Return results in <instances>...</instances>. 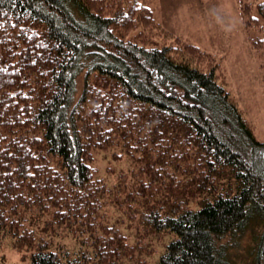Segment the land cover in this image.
I'll return each mask as SVG.
<instances>
[{"label":"trees","instance_id":"1","mask_svg":"<svg viewBox=\"0 0 264 264\" xmlns=\"http://www.w3.org/2000/svg\"><path fill=\"white\" fill-rule=\"evenodd\" d=\"M140 2L0 0V231L31 264H264V141Z\"/></svg>","mask_w":264,"mask_h":264},{"label":"rangeland","instance_id":"2","mask_svg":"<svg viewBox=\"0 0 264 264\" xmlns=\"http://www.w3.org/2000/svg\"><path fill=\"white\" fill-rule=\"evenodd\" d=\"M262 3L264 0L205 2L141 0L140 2L149 9L152 19L164 32L180 39L190 49H193L191 46L197 49L195 55L201 65L215 70L217 80L224 85L260 141H264V41H262L264 18L258 14L257 7ZM219 6L223 8L222 11L217 10ZM244 7L249 14L258 17L257 26L249 29L245 26L241 11ZM137 33L141 34L142 30L134 29L132 34ZM157 33L162 35L154 38L159 43V47L165 42L168 43L164 37L165 33ZM257 40H261L260 45H255ZM81 82L82 77L79 80V92ZM110 161V155L97 154L95 167L99 169L102 177H108L113 181L115 171L111 173L109 170L113 168L118 171L119 166L114 167L115 165ZM109 210L112 218L119 214L117 211L114 212L113 207ZM43 220L46 221L45 216L39 221L35 222L32 219L30 222L39 235L43 234L41 232ZM130 228L129 221L125 219L122 224L123 232H129ZM128 238L130 243H135V237L129 235ZM53 241V250L66 249L70 253L73 252V248L78 249L80 244L78 240L66 234H57ZM154 242L148 241L149 248L155 249L153 256L145 257L149 263L155 260L157 252H161L159 244L156 246ZM246 245L247 238H244L241 246L233 251L240 263L244 259ZM32 253L33 251L28 248H17L14 239L0 231V264H31Z\"/></svg>","mask_w":264,"mask_h":264},{"label":"crops","instance_id":"3","mask_svg":"<svg viewBox=\"0 0 264 264\" xmlns=\"http://www.w3.org/2000/svg\"><path fill=\"white\" fill-rule=\"evenodd\" d=\"M155 1H156V0H155ZM174 1H175V0H174ZM187 1H190V2H191V1H194V2H198V1H199V2H203V1H204V2H205V1H207V0H187ZM212 7H213V6H212ZM213 9H214V8H213ZM222 9H223V8H222L221 6H219V8H218L217 10L222 11ZM239 26H240V25H239Z\"/></svg>","mask_w":264,"mask_h":264}]
</instances>
